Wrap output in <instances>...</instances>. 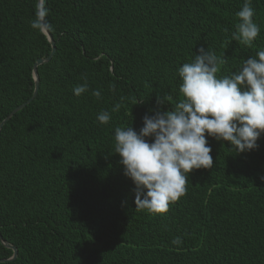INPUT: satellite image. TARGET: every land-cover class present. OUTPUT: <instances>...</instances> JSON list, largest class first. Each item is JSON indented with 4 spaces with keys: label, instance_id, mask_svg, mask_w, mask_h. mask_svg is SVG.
I'll list each match as a JSON object with an SVG mask.
<instances>
[{
    "label": "trees",
    "instance_id": "1",
    "mask_svg": "<svg viewBox=\"0 0 264 264\" xmlns=\"http://www.w3.org/2000/svg\"><path fill=\"white\" fill-rule=\"evenodd\" d=\"M42 2L56 51L37 67V96L0 129V231L18 250L11 259L0 240V264H264V134L245 153L208 137L214 167L194 169L166 213L136 208L114 150L115 128L139 131L158 95L183 99L178 68L201 47L226 59L219 75L264 50V0H252L251 45L231 39L244 0ZM36 4L0 0V125L33 95L34 64L52 50L31 27Z\"/></svg>",
    "mask_w": 264,
    "mask_h": 264
},
{
    "label": "clouds",
    "instance_id": "2",
    "mask_svg": "<svg viewBox=\"0 0 264 264\" xmlns=\"http://www.w3.org/2000/svg\"><path fill=\"white\" fill-rule=\"evenodd\" d=\"M46 16L47 8L37 0L31 27L43 33L50 27ZM236 16L239 22L231 39L253 44L260 35V25L254 20L252 0H244ZM224 63L225 58L201 47L191 62L178 68L183 99L173 105L171 96L158 95L156 108L145 114L139 131L132 125L115 128V154L124 175L135 186L137 209L166 213L170 204L186 194L194 169L214 167L208 137L230 143L237 153L259 147L257 142L264 134V50L245 59L242 68L231 75H219ZM109 87L116 91L115 83ZM87 91L86 82L73 88L76 96ZM92 94L101 97L99 90ZM124 100L122 96L111 111H101L98 122L108 124ZM168 104L171 107L164 110ZM181 242L179 237L173 240V244Z\"/></svg>",
    "mask_w": 264,
    "mask_h": 264
},
{
    "label": "water",
    "instance_id": "3",
    "mask_svg": "<svg viewBox=\"0 0 264 264\" xmlns=\"http://www.w3.org/2000/svg\"><path fill=\"white\" fill-rule=\"evenodd\" d=\"M46 34L49 37V40L52 44V50L50 52V54L46 57V58H39L37 59V61L34 64V77H35V89L33 92V95L24 103H22L21 105L17 106L1 123L0 125V129L2 128V126L4 125V123L9 120L18 110L24 108L28 103H30L36 96L39 90V80H38V70L37 67L43 63L49 62L51 60V58L53 57L55 51H56V45H55V41L53 39V37L51 36L49 30L46 28L45 29ZM0 240L8 247H11L14 249V255L12 256L11 259H14L17 256L18 250L16 246H13L11 244H9L2 236L1 231H0Z\"/></svg>",
    "mask_w": 264,
    "mask_h": 264
}]
</instances>
